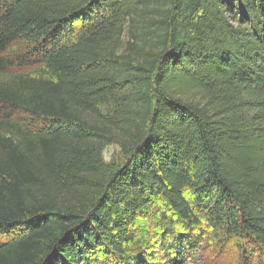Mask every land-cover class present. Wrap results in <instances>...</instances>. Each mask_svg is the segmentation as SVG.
<instances>
[{"label": "trees", "instance_id": "16d2710c", "mask_svg": "<svg viewBox=\"0 0 264 264\" xmlns=\"http://www.w3.org/2000/svg\"><path fill=\"white\" fill-rule=\"evenodd\" d=\"M206 232L264 264V0H0V264H191Z\"/></svg>", "mask_w": 264, "mask_h": 264}, {"label": "rangeland", "instance_id": "374dc122", "mask_svg": "<svg viewBox=\"0 0 264 264\" xmlns=\"http://www.w3.org/2000/svg\"><path fill=\"white\" fill-rule=\"evenodd\" d=\"M124 44L127 42V37L123 38ZM13 50V49H12ZM26 48L23 45H19L15 47V50L10 54L11 56L17 55L22 56L25 55ZM12 56V57H13ZM190 99H193L194 103H198V99L194 95H190ZM104 157L106 162H114L116 164H121L124 160L121 148L118 144L111 145L107 148L104 153ZM164 211L162 207L158 205L154 211V213L150 216L149 219L145 221H141L140 224L145 226L143 231L144 236L146 238H152L155 233L159 231L158 224L165 219ZM166 218H169L170 221L162 222V224L166 226H173L175 230L185 231L186 227L184 222L178 218V216L168 213ZM148 231L151 233L150 237L147 236ZM140 239V238H139ZM145 240V239H144ZM235 242L220 240L218 242L214 241L212 235L206 232L205 242L201 249L196 253L194 258H191V264H236L239 259L238 248L235 246ZM157 251V248L155 249ZM159 254V252H157ZM159 256L156 258V260ZM155 260V263H156ZM159 263V260H157Z\"/></svg>", "mask_w": 264, "mask_h": 264}]
</instances>
